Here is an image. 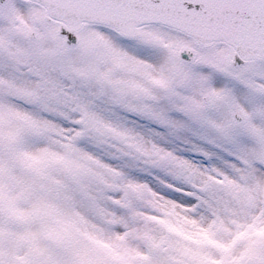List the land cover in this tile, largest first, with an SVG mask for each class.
Returning <instances> with one entry per match:
<instances>
[{"label":"snow or ice","instance_id":"snow-or-ice-1","mask_svg":"<svg viewBox=\"0 0 264 264\" xmlns=\"http://www.w3.org/2000/svg\"><path fill=\"white\" fill-rule=\"evenodd\" d=\"M0 264H264V0H0Z\"/></svg>","mask_w":264,"mask_h":264}]
</instances>
